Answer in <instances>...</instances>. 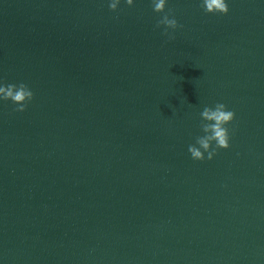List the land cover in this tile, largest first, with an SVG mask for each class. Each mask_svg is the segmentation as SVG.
<instances>
[{
  "label": "water",
  "instance_id": "obj_1",
  "mask_svg": "<svg viewBox=\"0 0 264 264\" xmlns=\"http://www.w3.org/2000/svg\"><path fill=\"white\" fill-rule=\"evenodd\" d=\"M0 0V264H264V0ZM235 112L194 161L199 113Z\"/></svg>",
  "mask_w": 264,
  "mask_h": 264
},
{
  "label": "clouds",
  "instance_id": "obj_2",
  "mask_svg": "<svg viewBox=\"0 0 264 264\" xmlns=\"http://www.w3.org/2000/svg\"><path fill=\"white\" fill-rule=\"evenodd\" d=\"M152 9L157 14H163L156 27L163 29V35L174 39V33L182 27L174 15L165 13L169 0H150ZM108 7L116 12L122 3L129 8L135 6L136 0H107ZM201 7L207 15L229 14L228 0H201ZM34 99V92L25 83H6L0 80V102H11L15 111L23 113ZM236 115L225 104L216 103L214 106H205L199 113L201 135L196 137L195 143L189 145L188 153L194 161H211L217 150L230 148L229 125L233 123Z\"/></svg>",
  "mask_w": 264,
  "mask_h": 264
}]
</instances>
